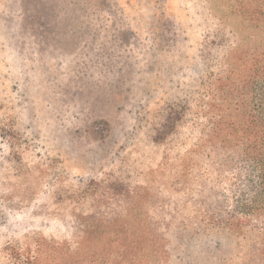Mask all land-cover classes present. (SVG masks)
<instances>
[{
    "label": "rangeland",
    "instance_id": "374dc122",
    "mask_svg": "<svg viewBox=\"0 0 264 264\" xmlns=\"http://www.w3.org/2000/svg\"><path fill=\"white\" fill-rule=\"evenodd\" d=\"M228 12L227 0H0V264L68 237L63 188L122 176L146 205L161 201L166 176L181 174L173 159L163 171L177 151L155 145L154 129L168 101L195 95L204 29ZM184 182L191 192L194 175ZM244 234L240 264H264L261 234Z\"/></svg>",
    "mask_w": 264,
    "mask_h": 264
},
{
    "label": "trees",
    "instance_id": "16d2710c",
    "mask_svg": "<svg viewBox=\"0 0 264 264\" xmlns=\"http://www.w3.org/2000/svg\"><path fill=\"white\" fill-rule=\"evenodd\" d=\"M227 7L224 24L204 29L195 95L158 113L153 142L177 151L166 154L163 171L171 174L168 160H176L181 178L174 184L166 176L167 192L152 205L122 176L61 189L59 208L73 206L69 235L60 243L42 238L25 264H47L45 255L50 264H240L251 231L262 236L264 263V0H227ZM190 174L191 192L180 184ZM197 236L206 239L198 252L184 246Z\"/></svg>",
    "mask_w": 264,
    "mask_h": 264
}]
</instances>
